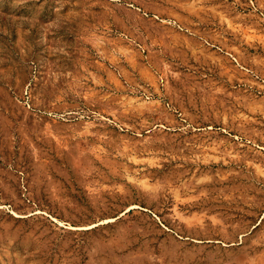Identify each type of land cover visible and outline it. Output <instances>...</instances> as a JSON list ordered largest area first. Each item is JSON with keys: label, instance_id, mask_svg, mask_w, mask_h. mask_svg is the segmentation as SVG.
<instances>
[{"label": "rangeland", "instance_id": "374dc122", "mask_svg": "<svg viewBox=\"0 0 264 264\" xmlns=\"http://www.w3.org/2000/svg\"><path fill=\"white\" fill-rule=\"evenodd\" d=\"M0 264H264V0H0Z\"/></svg>", "mask_w": 264, "mask_h": 264}]
</instances>
